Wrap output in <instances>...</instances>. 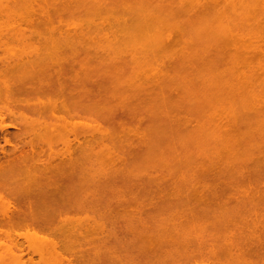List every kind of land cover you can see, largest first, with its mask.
Instances as JSON below:
<instances>
[{
	"label": "rangeland",
	"instance_id": "rangeland-1",
	"mask_svg": "<svg viewBox=\"0 0 264 264\" xmlns=\"http://www.w3.org/2000/svg\"><path fill=\"white\" fill-rule=\"evenodd\" d=\"M0 2V56L95 55L92 180L47 187L82 199L46 205L39 264H264V0ZM22 232L0 264L39 262Z\"/></svg>",
	"mask_w": 264,
	"mask_h": 264
},
{
	"label": "bare ground",
	"instance_id": "bare-ground-1",
	"mask_svg": "<svg viewBox=\"0 0 264 264\" xmlns=\"http://www.w3.org/2000/svg\"><path fill=\"white\" fill-rule=\"evenodd\" d=\"M79 46L55 44L44 47V54L26 46L31 51L22 55L25 50L21 49L22 56L10 50L9 55L0 56V136L6 145L11 144L6 149L4 143L0 145V226L22 230L16 236L23 238L19 237L26 253L39 260L13 259L20 264H39L45 259L46 205L56 195L63 202L67 196L71 205L82 199L69 179L67 188L47 187L62 175H76L81 182L85 177L92 180L95 55ZM65 75L70 76L68 82ZM81 158L86 166L79 162ZM60 216L57 210L59 221ZM13 257L0 253L2 261Z\"/></svg>",
	"mask_w": 264,
	"mask_h": 264
}]
</instances>
